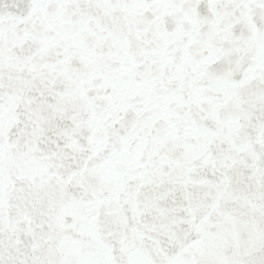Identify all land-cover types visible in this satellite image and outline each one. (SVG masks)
Instances as JSON below:
<instances>
[{"label": "snow or ice", "instance_id": "6c2138e0", "mask_svg": "<svg viewBox=\"0 0 264 264\" xmlns=\"http://www.w3.org/2000/svg\"><path fill=\"white\" fill-rule=\"evenodd\" d=\"M0 264H264V0H0Z\"/></svg>", "mask_w": 264, "mask_h": 264}]
</instances>
